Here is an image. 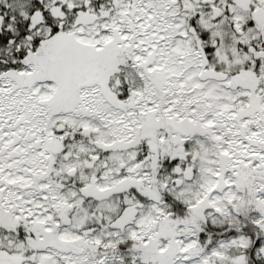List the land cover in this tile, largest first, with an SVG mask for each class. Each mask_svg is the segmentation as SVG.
I'll return each mask as SVG.
<instances>
[{
	"label": "snow or ice",
	"instance_id": "snow-or-ice-1",
	"mask_svg": "<svg viewBox=\"0 0 264 264\" xmlns=\"http://www.w3.org/2000/svg\"><path fill=\"white\" fill-rule=\"evenodd\" d=\"M0 264H264V0H0Z\"/></svg>",
	"mask_w": 264,
	"mask_h": 264
}]
</instances>
